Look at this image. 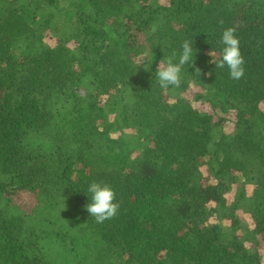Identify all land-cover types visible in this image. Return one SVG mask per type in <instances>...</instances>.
<instances>
[{"label":"trees","instance_id":"obj_1","mask_svg":"<svg viewBox=\"0 0 264 264\" xmlns=\"http://www.w3.org/2000/svg\"><path fill=\"white\" fill-rule=\"evenodd\" d=\"M228 27L239 81L210 62ZM260 239L264 0H0V264H264Z\"/></svg>","mask_w":264,"mask_h":264},{"label":"clouds","instance_id":"obj_2","mask_svg":"<svg viewBox=\"0 0 264 264\" xmlns=\"http://www.w3.org/2000/svg\"><path fill=\"white\" fill-rule=\"evenodd\" d=\"M236 31L234 27L224 29L220 40L223 47L219 58H216L212 51L209 55L212 57L210 62L215 64L216 69L227 67L230 79L239 81L245 77L246 60ZM194 57L193 41L184 40L178 55L174 51L171 56L157 66L156 76L160 87H180L184 66L193 65ZM196 71L200 73L199 68H196ZM87 191L91 194V202L85 207L89 216L93 217L96 223L102 224L118 215L121 205L117 200V193L111 185L93 181L89 184Z\"/></svg>","mask_w":264,"mask_h":264},{"label":"rangeland","instance_id":"obj_3","mask_svg":"<svg viewBox=\"0 0 264 264\" xmlns=\"http://www.w3.org/2000/svg\"><path fill=\"white\" fill-rule=\"evenodd\" d=\"M197 105H199V103H198ZM19 199H20L21 201H22V200H27L24 196H22V197L19 198ZM25 206H26V205H25ZM258 247H259L262 251H264V239H260Z\"/></svg>","mask_w":264,"mask_h":264}]
</instances>
